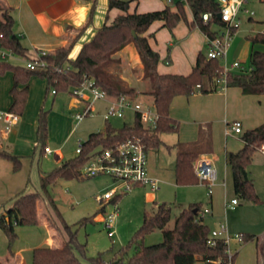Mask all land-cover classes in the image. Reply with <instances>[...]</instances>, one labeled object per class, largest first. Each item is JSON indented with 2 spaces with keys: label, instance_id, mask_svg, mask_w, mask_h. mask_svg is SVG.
<instances>
[{
  "label": "trees",
  "instance_id": "trees-1",
  "mask_svg": "<svg viewBox=\"0 0 264 264\" xmlns=\"http://www.w3.org/2000/svg\"><path fill=\"white\" fill-rule=\"evenodd\" d=\"M135 1L139 0H109V10L117 9L122 14L116 16L112 22L104 24L93 39L83 45L75 60L69 58L73 45L59 47L43 56L48 66L41 70H30L24 65L12 64L8 60L0 59V76L11 72L14 79L11 89L13 101L9 111L19 116L24 113L29 82L34 76L46 80L48 90H53L55 93L72 94L73 89L80 87L87 78L94 81L97 87L112 98L125 95L135 100L139 95L149 96L152 99V109L159 116L158 126L153 131L143 127L139 115L135 116L133 124H124L119 129L112 127L106 121L102 130L90 134L88 140L82 142L81 153L76 158L63 162L41 178L42 191L50 199L49 188L55 186L59 180L79 178L82 167L97 150L114 147L123 141L135 138H140L146 144L147 151L159 149L162 145L160 139L162 133H176L179 130V122L170 116L171 104L175 98L217 93L222 87L219 82L224 77L221 60L208 59L207 53L203 52L199 53L196 64L188 75L160 73L158 71L160 54L149 43V38L153 36L145 35L155 22H163V27L172 35L179 23L184 22L190 32L199 30L207 38L215 39L226 27L218 17L221 6L217 0H184L185 5L182 1H178L175 4V11L172 10L174 0H171L161 11L130 13V5ZM185 6H188L192 13V21L188 19ZM94 10L95 5L87 24L91 23ZM205 13L211 14L207 22L203 21ZM14 21L12 9L0 4V47L11 51L17 57L32 59L29 50L13 31ZM236 30L237 28L232 29V35ZM248 40L253 47L258 44L264 45V31L249 36ZM132 43L137 48L144 77L151 82L152 90L148 93H139L133 88L125 89L107 71L112 64L119 62L115 55ZM171 49L172 45L168 46V57ZM225 79L228 88L236 87L241 89L244 95L264 97V51L253 50L250 56V69L244 72H228ZM47 115L48 111H40L36 133V142L42 153H45L47 147ZM241 140L244 143L243 148L227 156V164L233 175L234 192L238 199L259 204L261 199L256 192L254 181L249 176V167L254 154L264 145V122L259 127L246 131ZM211 152L212 139L210 135L205 137L202 130L197 142L188 147L181 145L175 164L176 184L179 186L198 184L194 164L202 154ZM0 158L11 161L14 172L21 170L20 158L1 146ZM39 196L37 193L20 195L8 211L0 214V230L8 239V249L11 254L18 238L16 229L39 225ZM120 198L121 196L117 197L113 203H117ZM201 208L199 203L181 209L174 218L173 226L170 227L173 207L167 203L153 204L149 210H145L139 230L127 245L114 253L109 263L103 261L101 254L95 258H88L87 245L79 242L78 231H73L64 222L63 228L67 240L58 248H35L32 252V264H86L83 259L91 264H196L197 262L209 264L217 260L224 262L227 260V246L223 239H217L214 246L208 244L211 228L203 218H200ZM155 230L162 232V241L146 245L145 238ZM255 238L251 234L243 235L244 242L254 241Z\"/></svg>",
  "mask_w": 264,
  "mask_h": 264
},
{
  "label": "crops",
  "instance_id": "crops-1",
  "mask_svg": "<svg viewBox=\"0 0 264 264\" xmlns=\"http://www.w3.org/2000/svg\"><path fill=\"white\" fill-rule=\"evenodd\" d=\"M246 2L247 0L245 3ZM108 3L109 0H0L1 5L12 9L15 19L13 31L20 38L22 44L29 50L30 57H35L38 53H45L47 55L59 47L73 45L69 56L71 60L77 58L83 45L90 42L104 24L112 22L116 16L122 14V12L117 9L110 11ZM168 4L167 0H139L138 2L135 1L131 3L129 12L146 13L161 11ZM94 5L95 10L91 23L87 24ZM185 8L189 21H192L191 11L188 6H185ZM172 10L175 11L176 7L174 6ZM244 13L250 16L249 21H254L252 18L254 14L251 15L248 9L245 8ZM238 19L240 21V13ZM261 23H263V21ZM259 33L261 32L256 34ZM235 34L232 35L229 43L226 59L221 60L225 65L227 64L228 67L231 66L232 63L238 61V56L241 52V50L234 49L235 41H233V38ZM145 35L148 37L150 35L153 36V38H149V43L151 47L160 54L158 71L162 74L188 75L195 66L199 53L202 52L204 47L207 48V37L199 30L190 32L184 22L179 23L173 35L163 27V22H155ZM248 42L250 43L249 40ZM170 45H172V49L168 57V46ZM128 46L115 55L119 60L118 65L120 70H122L123 64L121 63L122 59L119 54ZM253 50L264 51V45L258 44L253 47L250 43L248 63L243 64L240 62L245 69H250V56ZM136 59L140 62V69L143 70L139 55H137ZM19 60L23 61L22 65H24L25 60L21 58ZM111 67L112 66L107 69L110 74L111 71L109 69H111ZM142 76H144V73H142ZM144 80H146L145 77ZM13 83L14 79L11 72L0 76V112L9 111L12 105L13 99L11 96V89L13 88ZM132 88L133 87H127L125 89ZM133 89L139 93H148L151 91V89L148 91H140L136 88ZM221 89L222 88H220L217 93L207 95L194 94L190 97L179 96L175 98L171 104L170 116L172 119L179 122V130L175 133L173 143H169L168 135L170 134L160 135V139L167 147L172 144L176 146V163L177 153L181 145L188 147L197 142L200 138L201 130L204 132L205 137L210 135L212 139V152L209 154H202L200 157H206L214 164L217 170L215 189L217 188V190L220 191V188H222L224 190V200L222 204H218L214 201L213 194L210 193L211 206L208 207V209H210V214L206 216H209V223L211 225L215 226L218 223L220 227L223 223H226L230 232L227 214L230 211L236 210L239 205V199L237 197L232 199L227 197L228 186L226 183V171L223 182L221 183V181H219L216 153L218 151L217 133L220 131V128L219 131L216 129V132H214L212 124L215 123L216 126L219 125L222 129V126L228 127V125L234 121H240L242 123V133H231L227 135L226 127L225 136L226 140L230 135L231 137H242L246 131L253 130L263 124L264 97L244 95L241 89L236 87H227L224 91ZM50 93L55 96L53 101V103H55L59 93H54L53 90L49 91L46 80L37 76L32 77L29 82L26 107L23 115L20 116L19 122L7 133L4 124L0 121V146L13 155L18 156L22 163L21 170L14 172L13 163L9 160L0 158V214L8 211L20 195L37 193L46 196L41 188V178L47 173L45 172V164L40 167V160L43 157L55 156L50 162L53 165H61L63 162L71 160L69 154L64 150L63 145L60 148L53 149L48 144V138L47 146L50 147L53 152L52 154H46L41 152L36 142L39 113L41 110H45L44 107L47 104L48 95ZM141 96L143 95H139L138 97ZM146 97L151 99L149 96ZM32 99L35 100L36 106L32 109L31 115L28 116V108ZM69 104L71 108L79 109L81 103L74 97ZM199 105L201 106L198 107ZM229 106L235 107L238 111L239 116L237 118H231L230 120L231 114ZM49 117L48 111V123ZM241 142L243 148L244 143L242 140ZM228 149V144L226 142V148L223 152L224 161L226 166L230 168L227 164V156L229 153L237 151ZM150 151L151 150H148V173L149 176L158 180L159 188L157 191H159L160 184L162 183L159 178V174L161 173L160 170H162L161 164L158 162L159 156L150 155ZM155 158H157V162ZM154 163H157V165L155 166ZM137 187H143V189L147 190V194L144 196L146 203L160 204L156 201L157 191L151 192L149 187L145 186ZM233 199H238V205L235 209H227L226 203ZM99 204L102 207L101 209H104L103 205L101 203ZM204 209L201 208V211ZM222 213L224 214V220L222 218ZM101 218L102 214L96 218V221L100 222ZM22 230H25L24 234L28 236L23 245L19 244V238L20 240L21 237L25 238ZM17 234L18 239L13 246V254H11L8 249V239L4 232L0 230V264H32V252L35 248L46 247L45 245H48L47 247L58 248L67 240L66 232L59 230V228H51L40 211L39 225L30 227L29 229H23L22 227L18 228ZM245 234L246 233L240 235L243 236ZM248 234L254 235L256 237L255 240L250 242H238L233 239L230 242L233 264H264V222L261 223L259 234ZM41 236H44L45 240L39 239ZM253 244H256L255 248L252 247ZM245 256L246 261L244 260Z\"/></svg>",
  "mask_w": 264,
  "mask_h": 264
},
{
  "label": "rangeland",
  "instance_id": "rangeland-1",
  "mask_svg": "<svg viewBox=\"0 0 264 264\" xmlns=\"http://www.w3.org/2000/svg\"><path fill=\"white\" fill-rule=\"evenodd\" d=\"M178 1H182L185 5L184 0H174L173 6H175ZM245 8L248 9L249 12L254 13L252 16L253 22L249 21L250 16L244 13ZM262 21H264V0H247L243 10L240 12L238 29L233 38V41H235L234 49L241 50L238 56L239 62L243 64L248 63L250 43L247 38L250 35L264 31V24L261 23ZM215 28L216 27H213V29ZM202 52L206 54L207 48L204 47ZM137 55L136 46L133 43L129 44V46L119 54L122 59L121 63L123 64L122 70L119 69V62L111 65L112 67L109 70L111 71L113 79L124 88L133 87L140 91L152 90L150 80L148 78L144 80V76H142L144 71L140 69V62L136 59ZM7 60L12 64H23V61L19 59L8 58ZM221 64L223 66L225 65L223 61H221ZM222 87L225 88V86ZM54 97L55 96L50 93L48 95L47 104L44 107L46 111H49L50 115L48 123V144L53 149L60 148L63 145L64 150H66L70 156L69 158L73 159L78 156L76 150L79 147L80 141H87L90 134L98 132L105 127L104 115L107 113L108 109L111 108V104L106 100L96 101L94 103L95 108L93 113L79 121L76 119L75 115L83 113L85 107L82 103L79 105V109H73L69 104L71 99L74 98L71 93L59 92L55 103H53ZM141 97H137L135 101L141 103L145 107L149 106L152 108V99L146 96ZM35 106V100L32 99L28 108V116L31 115L32 109H34ZM200 106L201 105L198 107ZM229 109L231 114L230 120L231 118H237L239 116L235 107L229 106ZM134 121L135 114L132 111H127L124 118L112 117L109 122L112 127L119 129L122 128L124 124H133ZM226 127L227 126H222L221 129V126H216L215 123L212 124L214 132H216V129L219 131L220 128V131L217 133L218 151L216 153L219 181H221V183L223 182L226 171V183L228 186L227 197L232 199L236 198L233 186V175L231 169L225 164L223 152L226 148V142L228 144V150L233 151H238L242 148V142L240 140L241 136L234 135V137L230 135L226 140ZM165 134H170L168 135V140L169 143H173L175 132L162 133L161 135ZM158 150L150 151V155L159 156L158 162L161 164L162 169L159 174L162 183L160 184V190L157 191L156 201L158 203H167L173 207V217L170 222V227H172L174 218L180 213L181 209L199 203L203 209L210 207V190L206 185L200 182L193 185L177 186L174 168L176 164V146L172 144L167 147V145L165 146L162 143L160 150ZM54 157H43L40 160V167L45 164V172L49 173L59 166L50 163ZM155 159L157 162V158ZM154 164L155 166L157 165V163ZM249 175L254 181L255 189L261 199V203L255 204L239 199V205L236 210L230 211L227 214V222L230 227L231 235L243 233L259 234L261 223L264 222V155L260 150L253 156L252 163L249 167ZM112 186V180L106 176L93 178H81L79 176V178H74L72 180H59L55 186L49 189L51 199L48 198L47 195L42 196L39 194L38 219L40 211L51 228H59V230H63V232H65L63 228V223L65 222L73 231H78L79 242L82 244L86 243V256L88 258H95L101 254L103 261L109 263L114 253L118 252L121 247L127 245L132 236L139 230L143 222L145 210H149L153 205L152 203L145 202L144 196L147 194V190L143 189V187L134 188L128 193L123 194L117 201L118 218L116 221V233L115 236L111 238L104 230L102 223L96 221V218L103 214V212L100 211L102 207L96 201V197L105 193V191ZM215 187L216 185H214L211 191L214 196V201L218 204H222L224 200V190L220 188L219 191L217 188L215 189ZM54 205L55 208L53 207ZM113 208V204L109 203L107 211ZM222 215L224 220V214L222 213ZM205 222H207L211 230H219L218 223L215 226L209 223V216L205 217ZM22 228L29 229L30 227L24 226ZM22 233L25 235V238L21 237V240L19 238V244L23 245L28 236L24 234L25 230H22ZM39 239L45 240V237L41 236ZM162 239V232L160 230H155L145 238L144 243L146 245L157 244L161 242ZM255 245L253 244L252 247L255 248ZM45 246L47 247L48 245ZM132 252L133 251H131V253ZM244 260L246 261V256ZM83 261L86 264H91L86 259H83ZM196 264H201V262H197Z\"/></svg>",
  "mask_w": 264,
  "mask_h": 264
},
{
  "label": "built area",
  "instance_id": "built-area-1",
  "mask_svg": "<svg viewBox=\"0 0 264 264\" xmlns=\"http://www.w3.org/2000/svg\"><path fill=\"white\" fill-rule=\"evenodd\" d=\"M168 3L171 0H167ZM221 6V21L226 24L224 30L215 39L207 38V57L208 59L225 60L228 53L229 43L232 38V29L238 28V15L246 0H217ZM253 15V12H250ZM211 18V14H203V21L207 22ZM45 53H38L32 59H23L24 66L30 70H41L47 68L48 64L43 60ZM8 58L20 59L11 51H7L0 47V59L7 60ZM223 68L224 77L219 81L222 86L226 87L225 76L228 72H244L246 69L242 67L240 62L236 61L228 67L226 64ZM69 69V68H67ZM225 88L222 87L224 90ZM55 93V92H54ZM72 95L84 105L83 113L75 115L76 119L81 121L84 117L89 116L94 111V103L98 100L108 101L111 108L104 115L105 121H110L112 117L124 118L127 111H132L135 116L139 115L143 127L149 131H153L158 126L159 116L154 109L149 106L145 107L141 103L129 98L128 96H120L119 98L109 97L103 90L97 87L94 81L85 79L82 85L73 89ZM93 101V104H92ZM20 116L11 111L0 112V121L4 124L5 131L9 133L12 128L19 122ZM231 133L241 134L242 123L234 121L228 125L226 134ZM82 150V142H80L76 153L79 155ZM260 151L264 154V145ZM50 147L45 148L46 154H52ZM194 173L203 185H206L210 193L217 182V170L214 164L206 157L199 158L194 164ZM109 177L112 180L113 186L107 189L105 193L96 197V200L103 205L104 212L100 222L109 237H114L116 233V221L118 217V206L113 201L128 193L137 186L149 187L151 192H156L159 188L157 179L149 176L148 173V151L146 144L140 139H128L110 148H103L94 152L80 172L81 178L93 177ZM113 204V209L107 211L109 204ZM238 205V199H233L226 203L227 209H235ZM210 214V209L206 208L200 212V218H205ZM217 239H223L227 246V260L209 262V264H233V256L230 250V242L235 239L238 242H243V236L240 234L231 235L226 223H223L219 230H211V235L208 240L210 246L216 245Z\"/></svg>",
  "mask_w": 264,
  "mask_h": 264
},
{
  "label": "water",
  "instance_id": "water-1",
  "mask_svg": "<svg viewBox=\"0 0 264 264\" xmlns=\"http://www.w3.org/2000/svg\"><path fill=\"white\" fill-rule=\"evenodd\" d=\"M218 17L221 18V15L219 14ZM134 36H136V35H135V32H134ZM196 212H197V211H196Z\"/></svg>",
  "mask_w": 264,
  "mask_h": 264
}]
</instances>
